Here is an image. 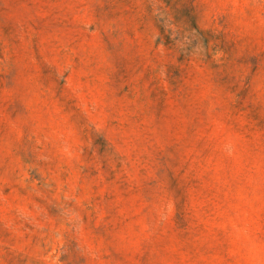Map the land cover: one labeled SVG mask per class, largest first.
Instances as JSON below:
<instances>
[{"label": "rangeland", "instance_id": "obj_1", "mask_svg": "<svg viewBox=\"0 0 264 264\" xmlns=\"http://www.w3.org/2000/svg\"><path fill=\"white\" fill-rule=\"evenodd\" d=\"M0 264H264V0H0Z\"/></svg>", "mask_w": 264, "mask_h": 264}]
</instances>
